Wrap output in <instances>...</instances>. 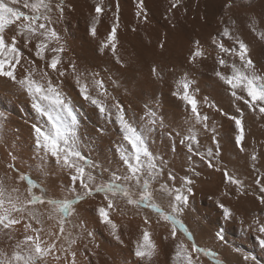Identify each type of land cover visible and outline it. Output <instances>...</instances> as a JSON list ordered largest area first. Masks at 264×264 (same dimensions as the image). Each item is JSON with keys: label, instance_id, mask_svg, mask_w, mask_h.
Listing matches in <instances>:
<instances>
[{"label": "bare ground", "instance_id": "bare-ground-1", "mask_svg": "<svg viewBox=\"0 0 264 264\" xmlns=\"http://www.w3.org/2000/svg\"><path fill=\"white\" fill-rule=\"evenodd\" d=\"M65 3L69 6L65 10L66 18L56 26L67 45L65 58H74L80 70L98 72L108 91L125 106L128 117L141 131L146 126L153 127L151 147L163 157L166 172L177 176L173 186H181L186 176L193 179V192L178 218L185 222L186 227L188 225L196 243L221 254L228 264H264V246L259 243L264 233L257 231V222L264 223V204L259 202V185L255 183L258 178L264 183V115L252 112L242 101L234 103L230 87L214 75L217 68L225 74H230L231 68L218 65L217 48L213 44V38L227 27L234 36L249 45L250 57L258 69L264 70V39L257 35L264 31V0H178L175 7L172 0H145L147 22L137 18V0H119L120 27L117 30L116 52L119 63L110 51L105 50L101 54L98 50L115 22L113 13L117 11V0H103L106 11L100 16L95 38L89 33L96 15L93 0H65ZM16 7L24 10L22 5ZM12 35H15V26L6 32L7 37ZM196 41L200 42L205 56L190 62ZM161 43L164 48L160 47ZM224 43L232 46L227 39ZM25 54L31 56V53ZM31 58L36 60L37 67L42 66L39 59ZM225 59L232 62L227 55ZM235 62L239 64L238 58ZM153 66L159 70V78L153 74ZM22 71L18 69V76ZM185 73L196 81L199 110L202 115L208 116V128L203 127L192 116L186 102L175 95L178 91L182 93L179 81ZM63 90L79 121L77 127L83 152L97 165L123 175L125 169L114 148L121 140L117 125L106 122L96 108L83 100L71 79L65 81ZM92 91L95 94V89ZM237 92L246 95L240 89ZM112 102L109 97L108 103ZM209 103H214L222 111L209 107ZM237 106L242 110L244 121V150L235 141L239 130L228 118L237 115ZM156 117L163 122L162 126L152 125ZM44 119L34 110L31 98L24 90L7 78H0V180L4 181L9 192L13 188L19 189L13 195H19L21 200L30 198L27 183L20 181L18 174L7 167L14 162L21 172L30 174L43 185L49 197L74 199L68 174L51 160L42 164L37 159L32 125ZM168 133H172L171 139ZM189 135L195 138L193 144L196 149L213 150L218 158L216 168L208 167L195 155L188 158L189 153L179 140ZM173 141L175 150L170 147ZM253 156L256 158L253 159ZM225 169L234 179L243 181V188L227 182ZM109 179L108 172L96 175V184ZM166 180L167 176H163L152 183L153 201L170 211V197L160 190V184ZM80 190L77 187V191ZM132 191L135 198H139L141 190L133 188ZM36 193L40 194V190L37 189ZM116 203L123 214L117 211L112 213L111 218L119 226L123 244L109 235L100 223L97 210L107 206L102 194L74 205L75 212L68 219L72 224L83 221L96 235L95 242L89 243L87 233L80 238L79 229L66 225L72 233L69 239H77L76 244L71 246V250L77 252L76 264H139L134 257V245L137 241L142 242L145 228L157 246V254L146 264H178L174 259L178 241H184L191 249V241L179 230L177 239L172 240L171 223L163 221L160 214L153 210L136 209L119 197ZM219 204H224L233 213L232 218L225 217ZM34 207L43 215L46 232L58 231L61 214H57L50 205ZM49 215L53 219H47ZM145 216L150 224L145 223ZM217 233L224 239L220 240ZM24 234L22 225H16L12 231L14 240L0 233V259L12 258L14 245L23 240ZM165 236L169 238L165 240ZM61 243L68 247L67 241L62 240ZM85 244H88L87 250ZM213 259L211 255L200 254L197 264H218ZM48 264H57V261L50 256ZM59 264L66 262L62 259Z\"/></svg>", "mask_w": 264, "mask_h": 264}, {"label": "snow or ice", "instance_id": "snow-or-ice-1", "mask_svg": "<svg viewBox=\"0 0 264 264\" xmlns=\"http://www.w3.org/2000/svg\"><path fill=\"white\" fill-rule=\"evenodd\" d=\"M93 3L96 15L90 24L89 33L95 38L100 16L106 9L103 7V0H93ZM177 3L178 0H172L173 7ZM16 5H22L24 10ZM66 7L69 6L66 5L65 0H0V78H7L24 90L31 98L34 110L40 117L45 118L32 125L37 159L41 160L42 164L51 160L54 165L65 171L70 178L69 188L75 193L74 199L49 197L43 185L33 179L30 174L21 172L14 162L9 163L7 167L18 174L20 181L27 183L31 195L26 201L21 200L19 195H13L18 193L19 189L13 188L12 192H9L4 181L0 180V233L14 240L15 237L11 233L15 230V226L22 225L25 229L23 240L14 245L12 258L0 259V264H48L50 256L57 261V264L62 259L66 264H76L77 252L71 250V246L76 244L77 239H69L72 233L66 225H70L72 229H79L80 238L87 233L89 243L95 242L96 235L95 231L88 229L83 221L72 224L68 218L75 212L74 205L98 194H102L107 202L106 207L101 206L97 210L100 223L120 244L124 241L119 235V226L111 218L114 212L120 211L123 214L116 203L117 197L126 200L128 205L136 209L147 208L160 214L163 221L171 223L173 241L177 239V229L184 232L191 241V249L184 241L176 243L174 259L178 261V264H197L200 254L216 258L214 252L196 243L195 237L183 221L178 219L179 213L188 205L189 196L193 192V179L186 176L181 181V186H173L172 182L177 180V176L172 172H166L163 157L158 156L151 147L150 133L153 127L146 126L144 131H141L139 126L134 125L128 117L125 106L108 91L104 79L98 72L80 70L74 58H65L67 45L56 26L65 20ZM116 8L117 11L113 13L115 22L111 26V32L98 50L101 54L105 50L110 51L119 63V57L116 56L117 30L120 27L119 0H117ZM136 15L142 22L148 21L145 0H137ZM169 22L171 23V20ZM13 26H15V35L7 37L6 32ZM172 26L175 27V25ZM253 31L255 32L256 29L253 28ZM257 35L264 39V31L258 32ZM224 39L229 40L232 46H226ZM213 44L217 48L218 65L231 68L230 74H225L217 68L214 75L230 87L234 103L242 101L252 112L258 111L259 114L264 115V70L258 69L250 57L249 45L243 39L234 36L227 27L213 38ZM160 47L164 48V44L161 43ZM26 52L39 59L42 66L37 67L36 60L26 55ZM225 55L232 58L231 63L225 59ZM204 56L200 42L196 41L190 62H195L198 57ZM237 58L239 64L235 62ZM18 69L23 70L19 76ZM152 71L159 78V70L155 66ZM67 79L72 80L81 98L96 108L106 122H112L119 128L121 140L114 145V148L124 166L123 175L97 165L83 152L77 127L79 121L63 90ZM179 83L183 90L182 93L178 91L175 95L186 102L192 116L203 127L208 128L209 118L207 115H202L199 110V101L196 98L199 89L195 87L196 81L190 79L185 73ZM237 89L242 90L246 95L238 94ZM109 97L113 101L111 104L108 103ZM208 106L222 111L214 103H209ZM222 114L228 116L227 113ZM228 118L238 128L239 134L235 137V141L238 147L244 150L245 128L242 110L237 106V115ZM151 123L153 126H162L163 122L156 117ZM211 131L215 132V129ZM168 136L171 139L172 133H168ZM194 139L189 135L179 140V144L187 149L188 158L191 159L192 155H195L208 167L216 168L218 158L213 150L211 148L206 151L196 149L193 144ZM214 141L216 144L219 143L215 137ZM196 143L198 144L199 141L196 140ZM174 146L175 141L170 147L175 150ZM255 158L253 156V159ZM13 161H15L14 156ZM94 172L96 175L108 172L110 179L106 183L96 184ZM193 172H195L194 168ZM224 174L227 182L243 188V181L234 179L226 169ZM163 176H167V180L160 184V190L170 197V211H166L164 207L153 201L152 183ZM255 183L259 185V202L264 204V183L259 178L255 180ZM77 187L81 190L77 191ZM133 188L141 190L139 198H135ZM37 189L40 190V194L36 193ZM36 205H50L61 214L58 231L46 232L45 220L34 207ZM219 207L223 209L226 218H232L233 213L224 204H219ZM47 219L51 220L53 217L49 215ZM144 221L146 224L151 223L146 216ZM257 231L264 233V223L257 222ZM29 232L32 234H28ZM143 232L142 242L137 241L134 245V257L139 264L150 262L157 254V246L150 239L151 233L147 228ZM217 236L220 240L224 239L220 233H217ZM168 238L164 237L165 240ZM62 240L68 242V247H64ZM259 243L264 246V238H259ZM95 246L99 248V244ZM84 248L87 250L88 244H85ZM92 255L94 256L95 253L93 252ZM219 264L224 262L219 261Z\"/></svg>", "mask_w": 264, "mask_h": 264}, {"label": "rangeland", "instance_id": "rangeland-1", "mask_svg": "<svg viewBox=\"0 0 264 264\" xmlns=\"http://www.w3.org/2000/svg\"><path fill=\"white\" fill-rule=\"evenodd\" d=\"M106 183V182H105ZM143 209H147V208H143ZM148 210H151V209H148ZM57 214H60V213H58L57 212ZM178 219H180V220H182L181 218H178ZM183 221V220H182ZM183 223H184V225L186 226V224H185V222L183 221ZM187 227H188V225H187ZM189 228V227H188ZM177 230H179L185 237H186V235L184 234V232L182 231V230H180V229H177ZM189 231H190V229H189ZM191 232V231H190ZM211 252H212V250H210ZM210 255H208V257H209ZM216 256H217V258H214L213 260H216V262L219 264V261H225L223 258H222V255L221 254H218V253H216ZM220 256V257H219ZM222 258V259H221ZM221 259V260H220ZM226 262V261H225ZM224 262V264H228L227 262L225 263Z\"/></svg>", "mask_w": 264, "mask_h": 264}]
</instances>
